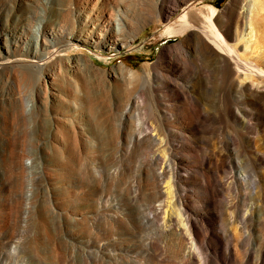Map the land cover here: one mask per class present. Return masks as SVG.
Here are the masks:
<instances>
[{
	"label": "bare ground",
	"instance_id": "obj_1",
	"mask_svg": "<svg viewBox=\"0 0 264 264\" xmlns=\"http://www.w3.org/2000/svg\"><path fill=\"white\" fill-rule=\"evenodd\" d=\"M10 1L8 13L10 2L0 0V78H18L19 90L31 91L26 105L13 103L25 117L33 116L36 133L44 138L28 150L11 147L12 188L22 193V177L31 182L51 168L70 166L81 186L92 183L94 188L81 198L84 208L75 219L85 227L89 213L95 218L101 213L106 152L114 143L126 146L131 160L148 151L143 157L145 182L135 198L152 188L154 201L145 220L178 240L163 264H264V57L250 60L245 47L241 49L245 27L251 29L250 43L257 24L245 23L241 0L224 11L213 5L185 8L190 0H153L165 22L156 41L178 42L163 51L153 71L146 66L142 73L125 63L108 71L89 55L70 53L89 45L128 48L147 17L130 31L115 16L122 10L112 0ZM252 1L256 7L258 0ZM75 13L83 26L68 28ZM19 24L28 29L17 40L14 27ZM199 58L216 66L219 75L198 77L194 69ZM60 80L70 92L75 89V98L66 94ZM214 83L221 86L219 91L211 90ZM245 94L251 109H245ZM56 97L61 111L50 122L39 121L36 111L47 109ZM73 107L75 119L66 118ZM179 119H191L189 130ZM201 133L215 135L196 137ZM245 165L251 168L249 176ZM170 198L178 205L177 216L166 209L165 199ZM247 200L251 203L245 204ZM49 223L41 217L46 237L37 247L48 243L55 258L62 259L64 242L56 226L51 234ZM11 254L21 255L17 247Z\"/></svg>",
	"mask_w": 264,
	"mask_h": 264
},
{
	"label": "rangeland",
	"instance_id": "obj_2",
	"mask_svg": "<svg viewBox=\"0 0 264 264\" xmlns=\"http://www.w3.org/2000/svg\"><path fill=\"white\" fill-rule=\"evenodd\" d=\"M102 1L96 0V3ZM112 1L122 10L115 16L120 19L123 26L130 28V31L138 26L143 16L149 19V22L141 27L135 41L130 47L119 50H109L101 45L84 46L78 51L71 52L70 55L73 57L89 55L97 65L108 71H113L122 63L140 73L145 71L146 66H150V70L153 71L163 51L178 41L176 39L156 41L165 22L158 16V9L153 0ZM233 1L190 0L185 8L192 4L197 7L213 5L219 11H224ZM8 2L10 5H7L6 12L9 13L12 3L10 0ZM241 2V9L245 11L247 17L245 23L249 24L250 20L257 23L256 33L250 43L247 41L250 39L251 29L245 27V45L242 44L241 49L244 51L245 47V58L259 61V58L264 57V0H258L256 7L252 0H241ZM145 4L147 8H144ZM72 8L75 10L74 5ZM142 9L148 10L149 14L146 15ZM256 9L260 12L257 16ZM100 11L99 8L96 13ZM75 15L76 13L68 28H75L80 24L83 26L79 17ZM14 28H17L15 37L18 40L28 26L19 24ZM246 45L253 50H246ZM194 70L198 77L219 75L218 68L203 58L196 60ZM18 80V78H0V264H163L164 259L171 258L177 248V238L163 232L158 225L145 220V216L151 213L154 190L151 188L149 193L142 192L138 200L135 198L145 182L142 177L143 157L149 155L148 151L139 152L131 160L126 152L127 147L120 148V144L114 143L106 152L108 155L106 171L100 187L101 213L97 218L89 213L88 224L85 227H81L75 219L80 218L79 215L84 208L81 198L90 196L94 188L92 183L81 186L78 182V172L71 170L70 166L58 170L51 168L46 175L34 176L31 182L30 179L22 177V193L12 188L14 175L8 167L11 147L21 146L28 150L44 141V138L36 133L37 122L33 116L25 117L22 107L13 103L17 101L26 105L31 98V91L28 88L22 87L19 90ZM247 82L251 81H245ZM59 83L69 97L75 98V89L70 92L64 80H60ZM220 87L219 83L210 86L214 92L219 91ZM54 88L58 90L56 86ZM246 99L245 94V109H251ZM61 108L62 105L56 97L51 99L47 109L42 107L37 110L36 117L39 121L50 122L53 114L61 111ZM66 115V118L75 119V108L73 107ZM190 122L191 119H179L181 125H187L185 127L187 130ZM213 134L201 133L196 137L211 138L215 135ZM215 143L217 140L212 139V144ZM87 150H91L90 145ZM179 152L182 153L181 150ZM165 155L169 156L167 150ZM211 167H214V163ZM245 175H251L250 166L245 165ZM149 183H153L152 172L149 175ZM246 187L250 188L251 183ZM250 203L249 200L245 201V204ZM165 204L168 214L173 212L177 216L179 210L175 198L165 199ZM41 217L50 222L52 235L54 226L58 228L60 238L64 242L62 259L55 258L53 246L48 243H42L39 248L37 247L36 243L43 242L46 237L44 226L40 224ZM255 235L257 237L260 234L257 232ZM246 245L245 233V249ZM12 247L19 249L21 253L19 257H12ZM156 251H160L161 254L156 256Z\"/></svg>",
	"mask_w": 264,
	"mask_h": 264
}]
</instances>
